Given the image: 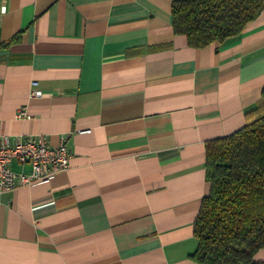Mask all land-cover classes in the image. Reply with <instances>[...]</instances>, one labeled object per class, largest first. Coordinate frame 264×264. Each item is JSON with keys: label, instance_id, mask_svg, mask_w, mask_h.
Here are the masks:
<instances>
[{"label": "crops", "instance_id": "crops-1", "mask_svg": "<svg viewBox=\"0 0 264 264\" xmlns=\"http://www.w3.org/2000/svg\"><path fill=\"white\" fill-rule=\"evenodd\" d=\"M174 1L0 0V134L72 151L50 181L0 194V264H198L205 144L261 112L264 8L192 48Z\"/></svg>", "mask_w": 264, "mask_h": 264}, {"label": "trees", "instance_id": "trees-1", "mask_svg": "<svg viewBox=\"0 0 264 264\" xmlns=\"http://www.w3.org/2000/svg\"><path fill=\"white\" fill-rule=\"evenodd\" d=\"M264 0H175L173 32L192 48L240 37ZM260 114L237 131L205 144L208 195L193 224L198 264H264V87Z\"/></svg>", "mask_w": 264, "mask_h": 264}, {"label": "built area", "instance_id": "built-area-1", "mask_svg": "<svg viewBox=\"0 0 264 264\" xmlns=\"http://www.w3.org/2000/svg\"><path fill=\"white\" fill-rule=\"evenodd\" d=\"M31 96H38L32 92ZM18 117L28 118L24 108ZM72 151L65 139L52 146L45 136L0 134V194L9 193L18 186L46 183L69 167ZM12 163L29 166V172L14 171Z\"/></svg>", "mask_w": 264, "mask_h": 264}]
</instances>
